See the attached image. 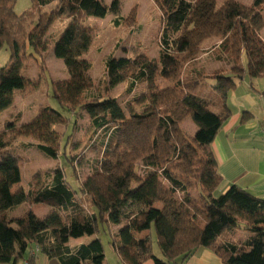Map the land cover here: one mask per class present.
<instances>
[{
    "label": "trees",
    "instance_id": "trees-1",
    "mask_svg": "<svg viewBox=\"0 0 264 264\" xmlns=\"http://www.w3.org/2000/svg\"><path fill=\"white\" fill-rule=\"evenodd\" d=\"M55 1L53 11L43 10ZM154 2L162 20L159 57L110 58L106 95L83 101L95 86L86 57L96 33L81 16L114 14L119 22L120 0L110 5L103 0H32V8L21 14L15 10L17 0H0V49L6 46L11 52L9 63L0 69V118L14 104L16 92L25 96L38 84L25 77L23 69L30 58L48 50L46 38L54 21L68 18L71 21L55 43L54 53L70 76L54 81L50 96L78 117L86 111L96 129L109 132L92 173L78 190L60 165L46 180L36 176L30 189L13 191L22 181L21 160L9 155L0 162V264L23 258L33 243L61 264H105L100 237L87 244H68L71 238L98 236L104 225H121L115 249L122 264H184L200 248L212 249L225 264H264V198L237 184L219 193L223 178L212 148L231 115L229 90L247 76L264 77V0L252 6L238 0ZM134 14L135 10L129 17ZM211 37L219 38L214 51L226 48L236 64L230 61L228 69L203 76L218 80L221 110L217 113L210 108L212 101L197 94L200 82L182 79L186 65L201 55L203 43ZM243 55L246 68L238 65ZM129 80V93L140 82L146 85L130 103L132 108L144 105V109H132L130 116L117 98L109 96ZM160 80L167 84L161 85ZM21 117L7 122L0 132V153L18 137L34 138L46 156H63L74 165L76 157L66 153V133L57 130V126L67 129L70 117L51 106L18 125ZM188 119L198 127L194 135L183 126ZM24 203L45 204L53 210L41 217L29 209L11 218L9 210ZM243 224L251 232L244 241L223 240ZM151 229L164 258L155 255L150 235L138 236ZM28 264H35L34 257Z\"/></svg>",
    "mask_w": 264,
    "mask_h": 264
},
{
    "label": "rangeland",
    "instance_id": "rangeland-1",
    "mask_svg": "<svg viewBox=\"0 0 264 264\" xmlns=\"http://www.w3.org/2000/svg\"><path fill=\"white\" fill-rule=\"evenodd\" d=\"M113 0H103L105 4L110 5ZM223 0H219L221 4ZM246 6H252L256 0H238ZM121 8L119 13V22H116L117 16L108 14L105 18H98L95 16H81V21L91 26L95 33L96 39L93 43L92 49L87 55V59L91 63V68L88 71L89 76L93 79L95 86L83 96V101H90L102 95H106L105 87L107 83V63L110 58L117 60L120 57H135L138 54H146L149 58H158L162 43V20L161 11L154 0H120ZM32 0H17L16 12L23 13L32 8ZM57 2H53L44 7V11L50 12L55 9ZM135 10V14L129 17L131 12ZM127 20H124V18ZM68 18H58L52 24L49 35L47 36V43L49 48L41 55H34L27 62L23 69V75L33 82H38L37 85L31 87L30 91L24 96L20 92L15 94L14 107L8 110L4 116L0 118V132L5 129L8 119H14L17 115H22V123L30 122L39 112V108L51 106L61 111L66 117L71 118V125L65 129L64 126H57V130L66 133L69 137L64 141L66 145V153L68 157L75 156L74 165L69 164L62 156L60 159H53L46 156L37 148L38 140L34 138L18 137L7 148L12 153L16 154L21 160V169L23 171L24 183L28 188L29 183L32 184L36 176L47 179L48 175L54 172L57 166L62 165L67 173V178L75 189H79L80 184L85 178L92 173L96 161L101 153V148L107 139L109 132L107 130H98L94 127L90 116L86 111H82L79 117L74 113L67 112L57 99L50 96L52 83L58 80L69 78V73L65 67L62 59L55 56L54 45L65 29L70 23ZM264 38V30L262 31ZM219 38L211 37L203 43V53L211 51L210 55L203 58L196 59L186 65L183 72V81L186 83L200 82L197 94L203 98L212 101L210 108L214 112L221 110L220 96L216 89L218 80L214 78H205L204 75H211L217 71H223L231 67L228 62L235 64L233 59H229L230 52L226 53V48L219 49L216 53L214 49L219 46ZM11 52L8 47L0 49V69L5 67L10 60ZM221 55V57H220ZM42 65V66H41ZM238 65L247 66L246 56L243 55ZM43 69V72H41ZM248 77V76H247ZM264 79V77L262 78ZM160 84L165 86L166 81L160 80ZM131 81H126L115 87L109 96L117 98L125 109V112L130 116L134 109L135 111H142L144 105H130L132 99L146 90L144 82H140L132 93ZM37 111V113H36ZM11 113V116H8ZM36 115L33 117V115ZM4 117V118H3ZM19 118V117H18ZM189 123L195 125L192 120ZM19 125V124H18ZM185 129L189 133L191 127L189 124L185 125ZM68 144H66V141ZM26 143V144H23ZM64 145V146H65ZM139 173L144 174L145 171L142 166L138 167ZM45 205V204H43ZM87 208L91 210L89 203ZM46 207H49L46 205ZM24 207L17 208L15 212H22ZM38 212H41L38 210ZM41 214V213H39ZM42 216V215H41ZM117 225H104L100 229L98 236L86 235L83 240L87 243L100 237L106 255L107 264H118V253L115 250V245L119 242ZM153 235L156 237L155 231ZM233 232V231H232ZM231 233V232H230ZM140 236V235H139ZM157 238V237H156ZM244 238V237H243ZM240 239L239 243L244 241ZM154 253L160 254L161 250L158 246L157 240L153 242ZM29 260L32 257L27 253ZM20 258L19 260H23ZM35 264H46L47 256L43 252H38L37 257H34Z\"/></svg>",
    "mask_w": 264,
    "mask_h": 264
},
{
    "label": "crops",
    "instance_id": "crops-1",
    "mask_svg": "<svg viewBox=\"0 0 264 264\" xmlns=\"http://www.w3.org/2000/svg\"><path fill=\"white\" fill-rule=\"evenodd\" d=\"M210 54L211 51L205 52L198 59ZM227 103L231 109V115L226 120L212 144L214 154L219 164L218 170L223 178V183L219 187L218 192L223 193L232 184H237L240 187L249 190L253 194L264 198V132L262 128L264 121V79L246 77L243 80H237L236 86L228 92ZM12 106L14 107V104ZM12 106L6 109L2 116H4L8 110L13 108ZM243 114L245 117L244 121H242ZM8 116H11V113ZM22 117L18 123L19 125L21 124ZM12 120L14 119H8L7 121ZM189 120L191 119L186 120L183 123V126L185 127L186 124H189L192 129L189 134L194 135L198 127L196 124L193 125L192 123H189ZM8 150L10 149L7 148L0 153V162L9 155L18 157L16 154ZM30 186L31 183H29L28 188L26 187L22 171V181L13 188V191H17L20 188L28 190L30 189ZM22 206L24 209L20 212V214L15 212L17 208ZM29 209L33 210L38 216L42 215L41 217L48 215L53 210L51 206L46 207V205L43 204L30 205L28 203H24L9 210V215L11 218L21 217ZM38 210L41 212H38ZM120 226L121 225H117L119 228ZM139 235V237H146L150 235L153 242L157 240V238L153 235L152 229L143 231ZM250 235L251 232L245 230L243 224L242 228H238L223 236V240L238 244L240 239L244 237L243 239L245 240ZM68 244L70 246H77L80 244H87V242L83 240V236H80L77 238H71ZM28 252L32 257H37L38 252H41V250L36 244H30L25 254V258L10 264H28V260H26ZM155 255L160 258H164L162 252L160 254L155 253ZM46 256V264H61L58 259L52 258L48 255ZM106 259L107 258L105 257V264H107ZM118 261V264H122L120 257ZM146 264L155 263L153 261H148ZM167 264L174 263L168 262ZM184 264L225 263L212 249L200 248L191 257H189Z\"/></svg>",
    "mask_w": 264,
    "mask_h": 264
},
{
    "label": "built area",
    "instance_id": "built-area-1",
    "mask_svg": "<svg viewBox=\"0 0 264 264\" xmlns=\"http://www.w3.org/2000/svg\"><path fill=\"white\" fill-rule=\"evenodd\" d=\"M262 128H263V132H264V121H263V127Z\"/></svg>",
    "mask_w": 264,
    "mask_h": 264
}]
</instances>
